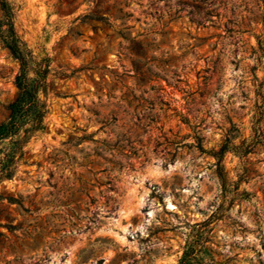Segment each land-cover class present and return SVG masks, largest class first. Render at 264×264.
<instances>
[{
	"label": "rangeland",
	"instance_id": "rangeland-1",
	"mask_svg": "<svg viewBox=\"0 0 264 264\" xmlns=\"http://www.w3.org/2000/svg\"><path fill=\"white\" fill-rule=\"evenodd\" d=\"M6 1L48 113L0 264H264V0ZM18 67L0 43V122Z\"/></svg>",
	"mask_w": 264,
	"mask_h": 264
},
{
	"label": "trees",
	"instance_id": "trees-1",
	"mask_svg": "<svg viewBox=\"0 0 264 264\" xmlns=\"http://www.w3.org/2000/svg\"><path fill=\"white\" fill-rule=\"evenodd\" d=\"M0 43L18 61V71L14 76L16 94L6 104L7 117L0 122V180L12 178L26 152L27 142L45 128L44 118L48 104L44 97L47 90L48 66L34 62L32 55L23 47V42L15 32L12 14L6 0H0ZM261 45V41H258ZM264 53V48H263ZM30 72L33 73L30 76ZM13 199V198H10ZM15 202L19 203L17 200ZM186 253L179 264L184 262Z\"/></svg>",
	"mask_w": 264,
	"mask_h": 264
},
{
	"label": "bare ground",
	"instance_id": "bare-ground-1",
	"mask_svg": "<svg viewBox=\"0 0 264 264\" xmlns=\"http://www.w3.org/2000/svg\"><path fill=\"white\" fill-rule=\"evenodd\" d=\"M125 208V207H124Z\"/></svg>",
	"mask_w": 264,
	"mask_h": 264
}]
</instances>
